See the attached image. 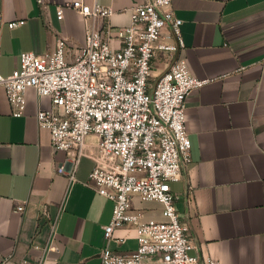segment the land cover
Listing matches in <instances>:
<instances>
[{
  "label": "crops",
  "instance_id": "0c3cea01",
  "mask_svg": "<svg viewBox=\"0 0 264 264\" xmlns=\"http://www.w3.org/2000/svg\"><path fill=\"white\" fill-rule=\"evenodd\" d=\"M42 1L0 0L1 75L11 74L23 52H54L58 39L71 62L92 28L119 48L118 30L147 0H79L114 11L97 19L70 8L76 0ZM58 5L62 20L56 19ZM172 10L182 21L184 49L172 57L156 53L150 86L176 57L187 61L193 76L209 80L186 100L192 162L169 184L194 245L190 254L220 264H264V0H172ZM25 100L23 115L12 116L0 87V264H99L112 202L89 184L91 159L79 160L72 181L56 172L61 165L69 170L75 154L55 151L49 132L37 125V112L49 110L51 99L28 89ZM95 142L86 139L87 153ZM133 203L144 220L163 219L158 203ZM136 246L130 228L116 230L109 243L118 254Z\"/></svg>",
  "mask_w": 264,
  "mask_h": 264
},
{
  "label": "built area",
  "instance_id": "2783aa9c",
  "mask_svg": "<svg viewBox=\"0 0 264 264\" xmlns=\"http://www.w3.org/2000/svg\"><path fill=\"white\" fill-rule=\"evenodd\" d=\"M38 4L44 6L42 0ZM70 8L84 19L109 18L114 13L111 7L79 0ZM55 14L57 20L63 19L62 6L55 7ZM23 24L21 20L8 26ZM181 24L172 0H147L131 9L129 26L118 30L119 48H112L109 39L92 28L86 30L84 45L71 62L66 60L64 41L58 39L54 52H23L11 74H0V87L14 117L23 115L28 89L51 99L49 110L37 112V125L49 132L55 151L75 154L67 160L69 170L61 165L58 174L72 181L79 160H92L89 184L112 202L110 221L102 227L99 264H142L148 258H157L154 264H220L190 254L194 245L176 210L178 196L169 185L192 162L186 100L209 80L193 76L187 61L176 57L155 84H149L156 53L172 57L184 49ZM89 136L96 142L94 151L87 153ZM134 198L158 203L163 219L144 220ZM22 211L23 206L16 208ZM123 228L134 231L137 246L118 254L109 243ZM2 264H9L8 260Z\"/></svg>",
  "mask_w": 264,
  "mask_h": 264
}]
</instances>
